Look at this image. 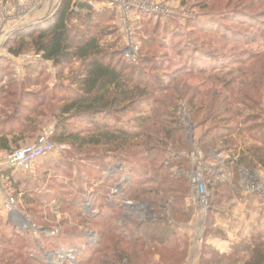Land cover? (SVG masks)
<instances>
[{
  "label": "rangeland",
  "instance_id": "obj_1",
  "mask_svg": "<svg viewBox=\"0 0 264 264\" xmlns=\"http://www.w3.org/2000/svg\"><path fill=\"white\" fill-rule=\"evenodd\" d=\"M64 1L0 0V70L5 67L3 82L8 87L5 98L13 90L9 81L16 82L19 89L26 84L30 76L28 67L33 65H41L45 74L33 73L32 79L39 82L34 87L27 85L26 92L38 95L45 87L72 85L73 73L69 69L63 71L64 79L60 81L58 68L42 62L41 55L33 49L20 56L9 52L10 48L17 47L13 39L18 32L50 19ZM71 2H87L95 13L105 14L100 25L104 32L102 44L115 45L132 64L145 61L143 67L148 68L147 73L153 69L152 73L162 86L169 88L165 95L175 93L185 97L180 115L187 143L174 157L187 160L184 174L193 186L191 195L177 208L172 202H160L156 196L149 199H155L157 205L151 200H122L129 181L107 182L105 179L116 176L123 169L130 172L140 164L124 165L121 156L100 149H92V153L79 152L70 144H55L48 155L29 169L6 165L12 153L0 151V264H40L37 257L41 258V253L47 264H77L76 249L52 250L48 246V238L62 234L86 235L88 242L95 243L101 238L104 243L114 244L113 239L97 236L99 229L94 224H85L77 217L69 205L77 199L79 202L85 200L82 211L100 219L110 218L113 209L119 215L120 224L125 220L140 218L141 221L162 216L174 231L171 242L159 244L138 242V234L120 230L117 235L123 243L118 249L127 258L116 261L114 253L109 251L95 255L89 264H106L105 259L108 264H202L204 255V261L211 264H227L228 261L233 264L235 259H241L239 264H264L254 258L250 250H235L236 246H247L254 237H264V167L259 163L255 167L238 165L243 154L252 160V152L264 153V143L247 131L242 135L225 132L216 148H205L201 141L218 132H209L210 125L192 121L187 107L189 99L198 107L203 103L219 110L229 107L234 113L227 115L230 122H226V118L219 121L226 127H243V122L252 126L249 121L253 117H259V124L264 121V0ZM72 25L82 27L78 21ZM193 55L196 61L210 59L207 63L218 68L212 71L210 67H203L204 73L192 68L189 62ZM220 65L225 67L223 72ZM149 75L154 79L151 73ZM3 103L5 100L0 104V112L4 110ZM52 106L54 104L48 102L43 108L46 115L39 119L44 128L48 126L38 135V141L53 133L59 106ZM204 107L202 117L207 114L208 108ZM135 116L128 113L122 117V122L136 129ZM2 118L0 114V121ZM87 126L76 124L75 129ZM38 141L34 139L22 147ZM174 171L178 175L184 172L179 167ZM194 176L205 186L206 202L198 196ZM100 193L108 196L112 208L107 205L103 210L93 208V198ZM85 247L82 245V249ZM86 256L92 255L87 252ZM223 256L225 262L219 263L218 257Z\"/></svg>",
  "mask_w": 264,
  "mask_h": 264
},
{
  "label": "trees",
  "instance_id": "obj_2",
  "mask_svg": "<svg viewBox=\"0 0 264 264\" xmlns=\"http://www.w3.org/2000/svg\"><path fill=\"white\" fill-rule=\"evenodd\" d=\"M105 17V14L95 13L87 2L74 4L71 0H65L50 19L16 34L13 40L17 47L10 48L9 51L12 55L20 56L33 49L41 55L42 62H49L58 68L60 81L64 79L65 69L73 73V78L70 87H63L62 84L52 89L45 87L38 95L32 91L26 92L27 85L34 87L39 82L32 79L33 73L45 74V69L41 65H33L28 67L30 76L22 87L18 89L16 82L9 81L13 90L5 98V90L8 87L3 82L6 72L3 70L5 67H2L0 104L4 100L5 103H3L4 110L0 112L3 115L0 121V151L11 154L29 141L34 139L38 141V135L48 126L45 125L44 128L39 118L46 115L43 108L50 102L54 106H59L54 130L50 136L54 144H70L79 152L92 153V149H100L105 153L121 156L124 165L140 164L133 167L130 172L126 173L123 169L116 176H107L105 180L129 181L122 200L133 202L151 200L152 204L157 205L155 199H149L151 196H156L160 198V202H172L177 208L184 198L191 195L193 187L184 174L187 170V160L174 157V154L186 147L187 143L180 115L181 104L185 97L175 93L171 96L165 95L169 88L162 86L161 81L152 73L153 69L147 73L148 68L143 67L145 61L132 64L115 45H103L104 32L101 31L100 25ZM74 21L81 23L82 27H74L72 25ZM194 56L189 62L192 68H197L202 73L206 72L203 67H210L212 71L218 68L207 63L210 59L203 60V58L196 61ZM220 68L221 72L225 70L222 65ZM150 73L154 79L149 78ZM30 98L32 101H28ZM203 106L208 108L205 117L201 116ZM187 107L192 121L199 122V125H210L212 129H209V132H218L216 136L201 141L205 148H216L225 132L228 133L227 135L231 132L242 135L247 131L264 143V121L259 124V117L258 119L253 117V120L249 121L252 126H246L243 122V127H226L221 126L219 121L226 118V122H230L227 115L234 113L229 107L219 110L205 103L198 107L192 99L187 100ZM128 113L136 115L133 119L137 124L136 129L122 122V117ZM73 122L88 126L77 130ZM252 153L254 154L250 156L253 157L252 160H258L257 163L243 154L238 165L255 167L259 163L264 167L263 151ZM178 167L184 171L183 175H178L174 171ZM148 184L152 185L144 188ZM97 202H100L99 206H96ZM84 203L85 200L81 199L79 202L77 199V201L72 200L69 205L85 224H94L99 229V235L95 233L97 236L113 239L114 244L104 243L101 238L95 243L88 242L86 235L71 237L70 234H62L60 237L47 239L48 246L52 250H59L62 247L68 250L76 249L74 253L77 264L80 262L89 264L94 261L95 255L109 251L114 253L116 261L127 258L118 249L123 241L121 236L117 235L120 230L133 232L132 235L138 234L139 237L136 239L138 242L150 241L159 244L171 242L170 238L174 231L165 217L156 216V219L141 221L140 218L132 219L133 222L125 220L120 224L115 209L110 218L100 219L82 211L81 207ZM92 205L96 210L98 207L103 210L106 205L112 208L108 196H103L102 193L93 198ZM121 208L123 207L120 206ZM82 245H86L85 249H82ZM235 248L237 252H241V249L250 250L254 258L264 262L262 236L254 237L244 248L238 246ZM87 252L93 257H87ZM218 258L219 263L225 260V256ZM37 259L40 264H47L42 253L41 258L37 257ZM106 260L104 263L108 264ZM204 260H206L205 255L202 264H211ZM240 262L241 259H235L231 263Z\"/></svg>",
  "mask_w": 264,
  "mask_h": 264
},
{
  "label": "built area",
  "instance_id": "obj_3",
  "mask_svg": "<svg viewBox=\"0 0 264 264\" xmlns=\"http://www.w3.org/2000/svg\"><path fill=\"white\" fill-rule=\"evenodd\" d=\"M55 148V144L50 140L49 135L43 136L39 141L30 146L22 147L14 151L7 157L6 165L20 168L29 169L39 159L48 155ZM194 184L197 186V193L204 202L205 201V186L197 176H194Z\"/></svg>",
  "mask_w": 264,
  "mask_h": 264
},
{
  "label": "crops",
  "instance_id": "obj_4",
  "mask_svg": "<svg viewBox=\"0 0 264 264\" xmlns=\"http://www.w3.org/2000/svg\"><path fill=\"white\" fill-rule=\"evenodd\" d=\"M1 208H2V171H0V212L2 211Z\"/></svg>",
  "mask_w": 264,
  "mask_h": 264
},
{
  "label": "water",
  "instance_id": "obj_5",
  "mask_svg": "<svg viewBox=\"0 0 264 264\" xmlns=\"http://www.w3.org/2000/svg\"><path fill=\"white\" fill-rule=\"evenodd\" d=\"M50 17V16H49Z\"/></svg>",
  "mask_w": 264,
  "mask_h": 264
}]
</instances>
